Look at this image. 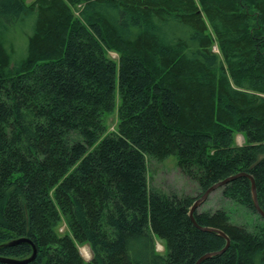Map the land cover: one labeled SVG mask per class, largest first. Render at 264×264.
<instances>
[{"label": "trees", "instance_id": "16d2710c", "mask_svg": "<svg viewBox=\"0 0 264 264\" xmlns=\"http://www.w3.org/2000/svg\"><path fill=\"white\" fill-rule=\"evenodd\" d=\"M169 157L194 196L149 186ZM240 172L264 212V0H0V260L195 264L212 228L200 264H264L248 178L219 188L256 224L189 217Z\"/></svg>", "mask_w": 264, "mask_h": 264}, {"label": "rangeland", "instance_id": "374dc122", "mask_svg": "<svg viewBox=\"0 0 264 264\" xmlns=\"http://www.w3.org/2000/svg\"><path fill=\"white\" fill-rule=\"evenodd\" d=\"M33 0H26L29 4ZM213 51L219 53L217 46H213ZM111 56L115 57L114 53H110ZM118 95H116L117 107L119 104ZM104 122L107 125L108 132L115 131L118 124L117 109L111 114L104 117ZM242 140V141H241ZM237 145L243 144L244 140L242 135L237 134L235 137ZM147 180L149 186L159 189L165 193H177V194H187L194 196L196 194L195 185L189 179H187L179 170L176 164V160L173 157H169L162 162L147 160ZM224 208L228 213L229 218L234 223H246V224H256L257 217L251 214L248 210L242 207L232 200L227 199L222 195L221 188L216 189L208 194L205 201L197 208L198 211H213L216 209ZM65 225L63 224L59 231H64ZM87 246L90 252L89 259H86L80 253V247ZM78 251L84 261H89L91 259V251L87 244L78 245ZM154 251L162 254L164 253V244L158 240L154 239Z\"/></svg>", "mask_w": 264, "mask_h": 264}, {"label": "water", "instance_id": "95a60500", "mask_svg": "<svg viewBox=\"0 0 264 264\" xmlns=\"http://www.w3.org/2000/svg\"><path fill=\"white\" fill-rule=\"evenodd\" d=\"M241 176L246 177V178L249 179L250 184H251V194H252L254 208L257 211V213L264 219V212L261 210V208L259 207L258 202H257L256 189H255V183H254L253 177L250 174H247V173H244V172H240V173H237L235 175H231V176H229V177H227V178H225V179L213 184L211 187H209L201 195L200 198L195 200L194 203L192 204V206L190 207V210H189V217H190L191 221L195 224L193 216H192V213H193V211L195 209H197L205 201V199L207 198L209 193H211L212 191H214V190L218 189L219 187L225 185L226 183L232 181L233 179H235L237 177H241ZM201 229L202 230H209V231L213 230V231L217 232L219 235H221L222 237H224L226 239V245L221 251H218V252H215V253L206 254V255L202 256L195 264H200L201 261L205 260L206 258H208V257H210V256H212L214 254L221 253L222 251H224L227 248V246L229 244V239L227 238V236L222 231L216 230V229H212V228H201ZM22 242L30 243L29 240L24 239V238H20V239L14 241L11 244L22 243ZM35 254H36V251H35V248H33V253H32V255L29 258H26V259H23V260L11 259V258H3L0 261L2 263H4V264H25V263H28L31 260H33L34 257H35Z\"/></svg>", "mask_w": 264, "mask_h": 264}, {"label": "bare ground", "instance_id": "6f19581e", "mask_svg": "<svg viewBox=\"0 0 264 264\" xmlns=\"http://www.w3.org/2000/svg\"><path fill=\"white\" fill-rule=\"evenodd\" d=\"M242 141V140H241ZM80 249V253L82 254V256L86 259H89L90 257V252H89V249L88 247L85 245V246H82L79 248Z\"/></svg>", "mask_w": 264, "mask_h": 264}]
</instances>
